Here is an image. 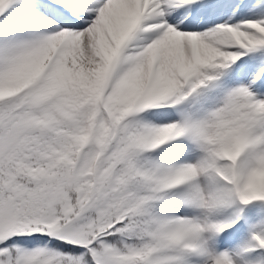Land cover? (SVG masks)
Wrapping results in <instances>:
<instances>
[{"label":"snow or ice","instance_id":"6c2138e0","mask_svg":"<svg viewBox=\"0 0 264 264\" xmlns=\"http://www.w3.org/2000/svg\"><path fill=\"white\" fill-rule=\"evenodd\" d=\"M0 264H264V0H0Z\"/></svg>","mask_w":264,"mask_h":264}]
</instances>
